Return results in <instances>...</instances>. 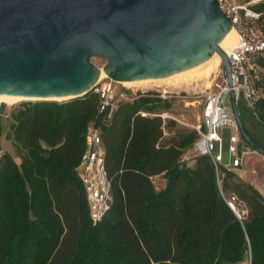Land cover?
Masks as SVG:
<instances>
[{
    "label": "trees",
    "instance_id": "1",
    "mask_svg": "<svg viewBox=\"0 0 264 264\" xmlns=\"http://www.w3.org/2000/svg\"><path fill=\"white\" fill-rule=\"evenodd\" d=\"M258 65L261 97L250 117L262 132L264 55ZM99 107L92 91L9 111L6 137L20 163L0 154V264H240L248 254L251 264H264L263 196L233 171L222 170L219 186L208 156L181 163L198 133L174 131L175 122L161 117L168 100L138 92L110 118ZM90 125L99 130L112 200L95 226L77 172ZM160 175L164 187L156 190L151 178ZM230 197L245 212L240 219Z\"/></svg>",
    "mask_w": 264,
    "mask_h": 264
},
{
    "label": "water",
    "instance_id": "2",
    "mask_svg": "<svg viewBox=\"0 0 264 264\" xmlns=\"http://www.w3.org/2000/svg\"><path fill=\"white\" fill-rule=\"evenodd\" d=\"M231 30L217 0H0V95L63 102L92 92L101 73L116 83L166 79L214 54L232 88L220 47ZM229 104L241 139L264 157L233 90Z\"/></svg>",
    "mask_w": 264,
    "mask_h": 264
},
{
    "label": "built area",
    "instance_id": "3",
    "mask_svg": "<svg viewBox=\"0 0 264 264\" xmlns=\"http://www.w3.org/2000/svg\"><path fill=\"white\" fill-rule=\"evenodd\" d=\"M220 10L229 18L232 30L236 34V45L227 54L232 88L219 70L215 73L213 88L203 94V104L199 125L195 128L198 138L180 158L181 163H188L199 156H208L216 170L218 185L223 176L222 170L233 171L241 165L238 144L242 141L233 118L229 96L233 90L238 102H241L248 113L255 117V106L261 97L258 86L261 80V70L258 58L264 55V7L255 10L257 5L264 6V0H217ZM112 81L101 80L93 90L100 97L99 113L108 118L120 101L133 99L136 94L128 96L126 93L116 94ZM148 91H142L141 94ZM157 97L162 100L169 98L167 92H158ZM162 118L166 114L161 115ZM224 128L232 130L226 149L228 160L223 158L224 140L221 131ZM243 142V141H242ZM86 150L77 168L78 175L84 187L88 206L89 218L92 225L99 224L111 206L110 183L104 168L105 151L100 145L99 130L93 125L87 129L85 136ZM217 144V152H214ZM227 204L237 218L244 215V211L236 208L235 198L230 197ZM246 264H251L248 254Z\"/></svg>",
    "mask_w": 264,
    "mask_h": 264
},
{
    "label": "rangeland",
    "instance_id": "4",
    "mask_svg": "<svg viewBox=\"0 0 264 264\" xmlns=\"http://www.w3.org/2000/svg\"><path fill=\"white\" fill-rule=\"evenodd\" d=\"M246 1V0H245ZM236 36H234L235 38ZM236 39V38H235ZM219 59V64L216 70H212L208 77H204L202 74V70L195 73L189 74H180L176 76H172L166 78L163 81L159 82H151V83H134V84H122L113 82V90L116 94L126 93L128 96L136 94L142 91H158V92H167L169 98L167 99L171 108L163 114H166L165 118L167 120H171L175 122V126L173 128L176 130L183 131H191L195 130V128L199 125L200 122V114L203 104V94L206 90L213 88V80L215 73L219 70H222L221 61L217 54L214 55ZM96 66L101 67L103 65V61L100 59H93L92 61ZM201 73V74H200ZM224 75V73H223ZM214 77V78H213ZM28 102L25 100H20L18 102L12 103L4 100H0V124L2 127L1 136H0V154L3 152H8L14 157V160L17 164L20 163V158L18 153L15 151L12 142L7 139V135L9 134V125L10 119L8 118L9 111L15 107L16 105ZM2 106H5L4 112H1ZM240 111L242 117L244 119L251 120L250 114L245 109L243 104L240 102ZM232 130L230 128H224L221 133L224 140V153L223 158H227V145L228 139ZM246 145V144H245ZM247 146V145H246ZM248 147V146H247ZM249 148V147H248ZM217 144H215L214 152H217ZM250 149V148H249ZM193 162H188L187 165H191ZM221 180V179H220ZM152 183L155 186L156 190H160V188L164 185L165 180L163 177L152 179ZM221 185V181H220Z\"/></svg>",
    "mask_w": 264,
    "mask_h": 264
},
{
    "label": "crops",
    "instance_id": "5",
    "mask_svg": "<svg viewBox=\"0 0 264 264\" xmlns=\"http://www.w3.org/2000/svg\"><path fill=\"white\" fill-rule=\"evenodd\" d=\"M245 122L252 133L260 139H264V131L261 132L260 127L253 120L245 119ZM238 151L241 157V165L239 168L233 170V172L241 180L252 185L264 198V157L249 149L242 141L238 144ZM224 160L227 161L228 156ZM161 177V175L154 176L151 178V181L152 179H159ZM163 187L164 185L161 188ZM240 264H246V260Z\"/></svg>",
    "mask_w": 264,
    "mask_h": 264
},
{
    "label": "bare ground",
    "instance_id": "6",
    "mask_svg": "<svg viewBox=\"0 0 264 264\" xmlns=\"http://www.w3.org/2000/svg\"><path fill=\"white\" fill-rule=\"evenodd\" d=\"M234 36H236V34H235L234 30H231L230 33L226 36V38L220 44L221 49L226 54H229L230 50L236 45V39H235L236 37L234 38ZM214 55L208 61H206L204 64H202V65H200L194 69H191V70H188V71L176 74V75L186 74V73L187 74L195 73V72H199L200 70H202L203 71L202 74L204 75V77H208L210 75V73L212 72V70L217 69L218 64H219V59L217 57H214ZM176 75H174V76H176ZM105 77L106 76L103 73H101L100 80H103ZM163 80H165V79L144 80V81H136V82H122V84H134V83H141L142 84V83H151V82L156 83V82L163 81ZM21 99L25 100L24 98H21V97L0 95V100L12 102V103L18 102Z\"/></svg>",
    "mask_w": 264,
    "mask_h": 264
}]
</instances>
